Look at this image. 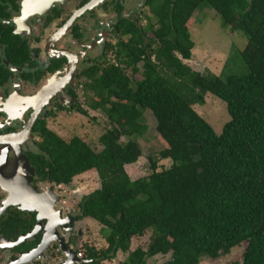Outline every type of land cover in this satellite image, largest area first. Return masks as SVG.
<instances>
[{
    "label": "trees",
    "instance_id": "trees-1",
    "mask_svg": "<svg viewBox=\"0 0 264 264\" xmlns=\"http://www.w3.org/2000/svg\"><path fill=\"white\" fill-rule=\"evenodd\" d=\"M149 6L156 22L126 23L127 39L110 46L112 60L100 58L83 74L88 108L111 122L99 139L103 149L80 137L66 141L39 121L33 165L39 178L58 185L97 172L101 188L79 204V218L97 221L107 244L82 246L91 264L118 253L127 256L120 264H148L158 256L168 257L161 264H201L245 243L242 261L234 264H264V0H150ZM204 8L247 37L245 74L224 80L185 63L193 57L195 13ZM208 93L227 105L230 121L220 135L194 109ZM73 111L89 116L81 104ZM148 111L165 145L159 156L172 166L159 170L152 157V174L133 180L126 167L143 156L139 140L149 132ZM35 223V217L23 224L0 219V237L17 238ZM148 231V249L131 251L133 239Z\"/></svg>",
    "mask_w": 264,
    "mask_h": 264
},
{
    "label": "flooded vegetation",
    "instance_id": "flooded-vegetation-1",
    "mask_svg": "<svg viewBox=\"0 0 264 264\" xmlns=\"http://www.w3.org/2000/svg\"><path fill=\"white\" fill-rule=\"evenodd\" d=\"M148 2L150 4V0H0V219L13 217L15 222L23 224L35 217V228L38 213L30 212L35 204L11 203L12 195L27 193L24 185L29 184L30 189L42 197L47 194L49 205L56 204L57 210L64 208L65 214L71 213L74 217L72 225L58 231L68 246L78 252V243L87 230L84 224L87 218H79V204L87 195L81 194L78 210H72L64 205L67 203L64 189L69 190L74 180L68 185H58L39 178L31 159L40 150L41 135L36 126L39 121H45L51 130L49 119L74 112L84 72L99 63L100 58L112 60L110 46L127 39L124 36L126 23L146 28L150 20L156 22ZM22 156H26L32 171L25 167ZM53 192L59 195V200L54 199ZM72 193L76 194L74 190ZM4 201L11 205L6 206ZM43 227L34 240L16 247L1 242L5 237L1 236L0 246L4 247H0V257L2 253L7 254L3 264H14L21 254L36 248L43 239ZM34 228L17 238H5L16 242ZM37 239L40 243L33 247ZM27 244L29 248L22 247ZM51 249L52 255L59 254ZM37 261L40 260L31 264Z\"/></svg>",
    "mask_w": 264,
    "mask_h": 264
},
{
    "label": "rangeland",
    "instance_id": "rangeland-1",
    "mask_svg": "<svg viewBox=\"0 0 264 264\" xmlns=\"http://www.w3.org/2000/svg\"><path fill=\"white\" fill-rule=\"evenodd\" d=\"M194 19V24L191 25V36L195 43L193 57L191 60L185 61V63L196 71H210L224 80L231 76L245 74L247 68L242 60L241 52L248 43L247 37L242 32H233L231 29L225 27L222 18L213 9L204 8L197 11ZM129 74L133 75L135 80L141 79L140 73L132 74L129 71ZM84 96V91L81 87L78 104H81L88 111L89 116H84L75 111L72 113H62L57 118L49 119L48 127L66 141H70L73 137H80L91 144L96 151H101L103 147L100 145L99 139L110 128L111 122L104 113L89 109L86 102L87 99ZM194 109L213 126L218 135L223 132L224 126L230 121L226 103L212 94H207L205 105L194 106ZM146 119L149 132L145 138L139 140L143 149V156L136 164L126 167L128 174L133 180L152 174L150 166V158L152 157L159 159V170L163 167L168 169L172 166L171 159H162L159 156L164 150L165 145L158 138L157 123L152 112L148 111L146 113ZM122 141L126 142L127 140L123 139ZM100 188V180L95 170L79 175L74 179V184L71 185L69 190L64 189L67 198V203L64 205L77 211V202L81 194L89 195ZM73 190L76 194L72 193ZM84 224L87 226V237H90L89 241L97 244L98 249L106 248L107 244L101 233L102 226L90 218H87V224ZM151 236L152 231H148L143 237H135L132 241L131 251H134L138 247L145 250L148 249ZM83 245H86V243H78L77 250L84 252ZM246 247L247 244L245 243L233 248L232 253L228 256H223L217 261H211L212 259L206 258L201 264H234L241 262ZM51 253H53V250H48L46 253L47 258L39 259L40 261L37 262L41 264H59V261L64 259L63 254L55 256ZM2 255L0 257V264L5 262L7 256L6 252L2 253ZM126 257L125 254L119 253L116 260L114 259L103 264H120ZM161 258H153L148 264H161ZM165 258L166 260L168 259V257H164L163 260Z\"/></svg>",
    "mask_w": 264,
    "mask_h": 264
},
{
    "label": "water",
    "instance_id": "water-1",
    "mask_svg": "<svg viewBox=\"0 0 264 264\" xmlns=\"http://www.w3.org/2000/svg\"><path fill=\"white\" fill-rule=\"evenodd\" d=\"M22 160L24 162L25 167L29 171H32V169L30 168V162L28 161L26 156H22ZM27 187L24 185V189L27 191V194L33 200H35V208H31L30 212L38 213L37 224L34 230L29 235L23 236L22 239L16 242H9L5 237H2L1 242L5 241L7 243H11L13 247H16L26 241L34 240L37 234L42 229L43 222H46V227H43L45 228V230L41 243L32 251L21 254L18 259H15L14 264H28L30 262H33L34 260H39L43 258L45 259L47 258L46 252L49 250L50 247H53L54 251H58L60 255H64V259L60 260L59 264H91V260L79 258L78 252L68 246L64 236H62L58 231L60 228L64 230V226L72 225L74 217L71 215V213L65 214L64 208L57 210L56 204L49 205V199L45 198L47 197L46 193H44V197H42L34 189H30L31 187L29 186V184L27 185ZM53 196L55 200H59V195H56L55 192H53ZM4 203L6 206L11 205L6 201H4ZM0 247H4L3 244ZM24 257L29 258L25 259Z\"/></svg>",
    "mask_w": 264,
    "mask_h": 264
},
{
    "label": "bare ground",
    "instance_id": "bare-ground-1",
    "mask_svg": "<svg viewBox=\"0 0 264 264\" xmlns=\"http://www.w3.org/2000/svg\"><path fill=\"white\" fill-rule=\"evenodd\" d=\"M12 201L11 203H15L14 201H17L18 203H23L26 204V202H32L35 204V200L31 199V197L26 193V192H22V193H17L15 192L12 197H11ZM25 259H28L29 257H24Z\"/></svg>",
    "mask_w": 264,
    "mask_h": 264
},
{
    "label": "crops",
    "instance_id": "crops-1",
    "mask_svg": "<svg viewBox=\"0 0 264 264\" xmlns=\"http://www.w3.org/2000/svg\"><path fill=\"white\" fill-rule=\"evenodd\" d=\"M84 223L87 224V219H84ZM90 223H91V222H90ZM90 223H89V224H90ZM92 225H93V224H92ZM89 239H90V237H87V230H86V231H85V234H84V237L82 238V240H81L79 243H80V244H83V243H86V244H87V243H89L90 246H92V245H94V246H96V247L98 246L97 244H93L92 242H90ZM87 241H88V242H87ZM92 241H93V240H92ZM118 254H119V253H118ZM121 254H123V253H121ZM117 257H118V256H117ZM161 257H162V256H158V257H156V259H157V258H161ZM163 258H164V257L161 258V259H162L161 263H164V262L166 261V258H165V260H163ZM115 260H116V259H115ZM105 262H110V261H104V262H102V264L105 263Z\"/></svg>",
    "mask_w": 264,
    "mask_h": 264
},
{
    "label": "built area",
    "instance_id": "built-area-1",
    "mask_svg": "<svg viewBox=\"0 0 264 264\" xmlns=\"http://www.w3.org/2000/svg\"><path fill=\"white\" fill-rule=\"evenodd\" d=\"M78 256H79V258H84L83 252H78Z\"/></svg>",
    "mask_w": 264,
    "mask_h": 264
},
{
    "label": "clouds",
    "instance_id": "clouds-1",
    "mask_svg": "<svg viewBox=\"0 0 264 264\" xmlns=\"http://www.w3.org/2000/svg\"><path fill=\"white\" fill-rule=\"evenodd\" d=\"M78 252H81V251H78ZM84 254V253H83Z\"/></svg>",
    "mask_w": 264,
    "mask_h": 264
}]
</instances>
